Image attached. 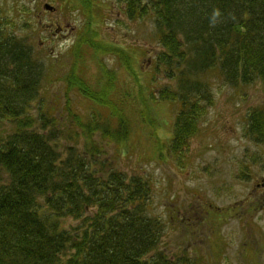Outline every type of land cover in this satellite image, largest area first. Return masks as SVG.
Instances as JSON below:
<instances>
[{"label":"trees","instance_id":"1","mask_svg":"<svg viewBox=\"0 0 264 264\" xmlns=\"http://www.w3.org/2000/svg\"><path fill=\"white\" fill-rule=\"evenodd\" d=\"M117 2L129 20L155 25L147 70L99 32L71 46L65 73L54 70L0 17V264H195L161 250L168 227L153 211V180L121 166L177 159L216 81L264 86V0ZM98 6L80 0L86 17ZM102 54L119 65H96L94 77L86 60ZM54 86L62 99L48 96ZM166 107L174 121L165 139L157 115ZM246 134L264 147V103ZM70 218L80 224L66 228Z\"/></svg>","mask_w":264,"mask_h":264},{"label":"rangeland","instance_id":"2","mask_svg":"<svg viewBox=\"0 0 264 264\" xmlns=\"http://www.w3.org/2000/svg\"><path fill=\"white\" fill-rule=\"evenodd\" d=\"M95 1L103 7L86 17L80 12V0H0V17L30 43L37 60L52 62L54 70L62 64L65 73L71 46L98 32L105 33L108 42L134 51L137 65L147 70L157 47L154 23L129 20L117 0ZM44 3L56 10L45 12ZM143 49L149 53L143 54ZM106 55L86 60L90 75H102L96 65L105 63L110 73L119 65L116 54ZM60 89L54 86L48 96L62 99ZM263 103L261 83L231 87L216 81L212 105L179 155L182 161L177 158L184 164L179 166L175 158L122 164V170H137L153 180V211L168 227L160 244L166 254L185 251L195 264H264V147L246 134L248 114ZM159 113L157 118L165 123L158 133L166 139L174 115L169 107ZM79 224L72 218L64 221L66 228Z\"/></svg>","mask_w":264,"mask_h":264},{"label":"flooded vegetation","instance_id":"3","mask_svg":"<svg viewBox=\"0 0 264 264\" xmlns=\"http://www.w3.org/2000/svg\"><path fill=\"white\" fill-rule=\"evenodd\" d=\"M43 9L45 10V12H54L56 10V8L54 6H52L51 4H48V3H44L42 5Z\"/></svg>","mask_w":264,"mask_h":264}]
</instances>
